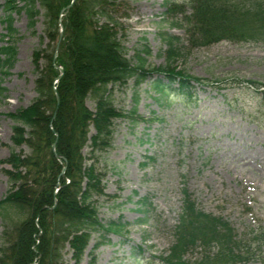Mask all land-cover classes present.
<instances>
[{"label": "trees", "instance_id": "16d2710c", "mask_svg": "<svg viewBox=\"0 0 264 264\" xmlns=\"http://www.w3.org/2000/svg\"><path fill=\"white\" fill-rule=\"evenodd\" d=\"M71 2L4 0L2 4L6 34L1 38L6 41L0 45V75H9L17 57L13 14L24 13L30 30L43 16L48 43L47 49L32 53L36 97L8 114L15 125L13 149L3 161L9 187L0 200V213L12 209L22 214V220L12 230L4 228L0 264H67L65 248L71 252L70 264H80L93 235L98 239L93 251L105 243L107 235H121L126 224L102 223L98 217V202L108 197L99 159L112 145L114 121L127 117L114 105V88L124 87L130 80L134 88L148 83L157 100L168 104L179 99L189 104L195 101V88L205 82L172 66L181 50L178 38L166 32L159 33L166 47V66H148L151 51L145 46L134 52L132 60L126 57L123 25L128 18L127 0ZM164 5V17L184 31L192 47L221 41H264V0H189L190 13L184 9L186 3L165 0ZM59 23L62 38L53 60ZM247 83L255 89L263 87L255 81ZM6 91L0 78V100ZM133 97L129 116L135 121L137 91ZM87 100L93 102L94 110L87 107ZM86 147L87 157L83 155ZM154 161L145 157L142 166ZM181 196L173 243L161 259L164 264H250L252 258L261 257L262 227L238 236L227 221L197 208L185 179L181 180ZM141 202L151 208L147 199ZM147 221L144 216L138 223L146 225ZM197 249L201 252L197 258L186 259ZM141 252L137 248L133 256H141Z\"/></svg>", "mask_w": 264, "mask_h": 264}, {"label": "rangeland", "instance_id": "374dc122", "mask_svg": "<svg viewBox=\"0 0 264 264\" xmlns=\"http://www.w3.org/2000/svg\"><path fill=\"white\" fill-rule=\"evenodd\" d=\"M127 1L126 57L132 60L134 52L145 46L151 51L148 66H166V47L159 36L166 32L178 38L181 50L172 66L205 82L195 88V101L189 104L179 99L168 104L157 100L148 83L134 88L130 80L114 88V105L127 117L114 121L112 145L99 159L108 197L99 200L98 217L102 223L120 222L126 228L121 235H107L95 251L98 239L93 235L80 264H164L161 259L173 243L181 207L182 179L197 208L227 221L238 236L264 228V41L192 47L184 31L164 17L165 0ZM168 1L186 3L184 9L190 13L189 0ZM3 3L0 0V45L6 41L1 38L6 34ZM12 19L17 57L9 75H0L7 90L0 100V200L9 187L3 161L13 149L15 122L8 114L36 97L32 53L47 49L48 43L43 16L38 17L34 30L28 29L24 13H15ZM249 80L263 87L253 88ZM134 91L138 94L135 121L129 116ZM86 105L94 110L91 100ZM22 152L27 154V148L22 147ZM88 152V147L83 149L85 157ZM145 157L155 161L143 167ZM144 199L150 209L141 206ZM144 216L148 221L140 225L138 220ZM21 220L19 212L1 210L0 239L5 227L12 230ZM137 248L142 255L134 257ZM259 250L261 257L252 258L250 264H264V241ZM200 253L199 249L189 252L186 259L193 260ZM63 259L71 263L68 248Z\"/></svg>", "mask_w": 264, "mask_h": 264}, {"label": "water", "instance_id": "95a60500", "mask_svg": "<svg viewBox=\"0 0 264 264\" xmlns=\"http://www.w3.org/2000/svg\"><path fill=\"white\" fill-rule=\"evenodd\" d=\"M75 0H72V3L74 2ZM69 8V7H68ZM59 26H60V31H59V36H58V40H57V44H56V46H55V50H54V54H53V60L56 58V53H57V49H58V46H59V43H60V41H61V36H62V26H61V24H59ZM57 79H59V77L58 78H56V80ZM56 98H57V96H56ZM57 100H58V98H57ZM52 148H54V146L52 147ZM57 157V156H56ZM64 169L65 168H63V171H64Z\"/></svg>", "mask_w": 264, "mask_h": 264}]
</instances>
